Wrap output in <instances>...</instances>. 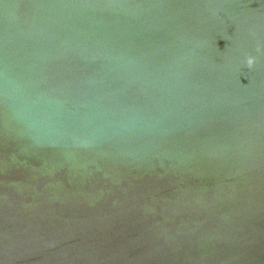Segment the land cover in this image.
<instances>
[{"label":"water","instance_id":"water-1","mask_svg":"<svg viewBox=\"0 0 264 264\" xmlns=\"http://www.w3.org/2000/svg\"><path fill=\"white\" fill-rule=\"evenodd\" d=\"M0 264H264V0H0Z\"/></svg>","mask_w":264,"mask_h":264},{"label":"clouds","instance_id":"clouds-1","mask_svg":"<svg viewBox=\"0 0 264 264\" xmlns=\"http://www.w3.org/2000/svg\"><path fill=\"white\" fill-rule=\"evenodd\" d=\"M248 63H249V65H251V64L253 63V60L250 58V59L248 60Z\"/></svg>","mask_w":264,"mask_h":264}]
</instances>
